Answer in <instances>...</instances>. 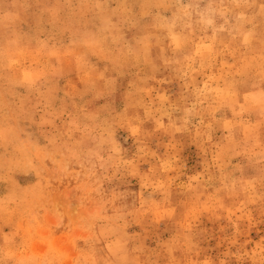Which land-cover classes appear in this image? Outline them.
Instances as JSON below:
<instances>
[{"label": "rangeland", "instance_id": "374dc122", "mask_svg": "<svg viewBox=\"0 0 264 264\" xmlns=\"http://www.w3.org/2000/svg\"><path fill=\"white\" fill-rule=\"evenodd\" d=\"M213 7L0 0V264H264V0Z\"/></svg>", "mask_w": 264, "mask_h": 264}, {"label": "clouds", "instance_id": "9594fccd", "mask_svg": "<svg viewBox=\"0 0 264 264\" xmlns=\"http://www.w3.org/2000/svg\"><path fill=\"white\" fill-rule=\"evenodd\" d=\"M214 0H168L170 9L167 11L161 9V16H167L165 13L171 14V20L165 21L164 26L174 28L180 25L186 29H199V28H213L214 27V14L215 8L213 7ZM168 39L171 46L175 47V37L170 33ZM179 54V53H177ZM183 116L177 120L171 119V112L164 111L160 113L162 116H169L170 123L174 126L176 132H182L191 123L193 116L192 108H185ZM161 127L164 126L163 120H159Z\"/></svg>", "mask_w": 264, "mask_h": 264}]
</instances>
